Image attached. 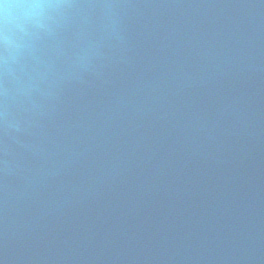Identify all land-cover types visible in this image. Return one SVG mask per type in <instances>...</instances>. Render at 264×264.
Returning <instances> with one entry per match:
<instances>
[{"label":"water","instance_id":"water-1","mask_svg":"<svg viewBox=\"0 0 264 264\" xmlns=\"http://www.w3.org/2000/svg\"><path fill=\"white\" fill-rule=\"evenodd\" d=\"M0 264H264V0H0Z\"/></svg>","mask_w":264,"mask_h":264}]
</instances>
